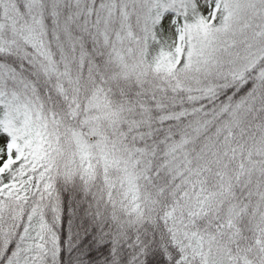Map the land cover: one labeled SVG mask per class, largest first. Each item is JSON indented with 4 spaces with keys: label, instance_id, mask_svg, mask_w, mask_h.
Instances as JSON below:
<instances>
[{
    "label": "snow or ice",
    "instance_id": "obj_1",
    "mask_svg": "<svg viewBox=\"0 0 264 264\" xmlns=\"http://www.w3.org/2000/svg\"><path fill=\"white\" fill-rule=\"evenodd\" d=\"M0 264H264V0H0Z\"/></svg>",
    "mask_w": 264,
    "mask_h": 264
}]
</instances>
